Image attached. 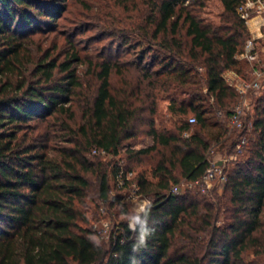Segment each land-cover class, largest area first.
<instances>
[{"label":"trees","instance_id":"obj_1","mask_svg":"<svg viewBox=\"0 0 264 264\" xmlns=\"http://www.w3.org/2000/svg\"><path fill=\"white\" fill-rule=\"evenodd\" d=\"M44 1L0 0V264H253L248 253L264 256V95L255 140L227 175V203L216 190L210 195L216 203L198 191L169 196L183 179L204 175L214 143H228L216 112L230 118L238 97L223 76L242 74L236 57L249 38L237 13L243 0H222L219 26L203 23L181 0H159L138 26L134 60L99 57L82 76L78 51L62 63L48 52L34 57L36 13L53 22L62 11ZM162 95L180 119L173 131L155 127ZM188 115L195 125L183 121ZM144 135L154 145L129 151L128 161L156 157L152 174L124 164L153 207L134 229L120 225L128 242L120 243L118 231L117 243L107 247L86 228V211L89 202L121 201L112 197L117 164L109 170L105 159L90 155L100 150L116 158ZM224 208L230 222L222 228ZM142 228L150 230L144 245Z\"/></svg>","mask_w":264,"mask_h":264},{"label":"rangeland","instance_id":"obj_2","mask_svg":"<svg viewBox=\"0 0 264 264\" xmlns=\"http://www.w3.org/2000/svg\"><path fill=\"white\" fill-rule=\"evenodd\" d=\"M44 1V0H43ZM159 0H46V4L57 6L62 9L60 12V18L55 19V21L50 22L43 17L35 15L34 25L38 28L36 35L34 37L35 44L32 46L34 50V57H41L48 52L50 54V60H57L58 63H62L69 56L78 51L81 58V63L76 64L77 69L82 76L86 73L88 69V63L93 61L94 63L99 62V57L102 58H113L115 60L132 61L134 60V55L138 53L140 49L131 47L135 46L137 43L138 26L141 24H147L150 18H152V13L154 5ZM45 2V1H44ZM183 6L189 10H194L196 16L205 24H211L219 26L222 24V17L224 15V6L222 0H181ZM246 24V22H245ZM249 32V38L245 43V48L242 54L246 52V48L249 42H252L254 49L253 55L256 56L257 61L253 60H239V69L242 71L240 77L245 81H252V70L254 67L264 69V37L259 41L253 42V38L258 37L260 34L257 23L254 29L246 24ZM17 28L23 29V24L17 25ZM34 27L31 29L33 30ZM27 30H30L26 27ZM262 33L264 29L261 30ZM41 33V34H39ZM259 34V35H258ZM125 41H129L128 45H124ZM135 48V49H134ZM37 51H41L40 53ZM239 54V55H242ZM241 57V56H240ZM67 59V60H68ZM75 65V67H76ZM33 69V68H32ZM201 73H204L201 68L198 69ZM133 76V73L130 74ZM58 75L57 78H60ZM88 79H86L87 82ZM117 78L114 76L113 81L119 86L120 82L117 83ZM264 95V81L262 83V90L259 93L251 92L249 94V104L251 107V113H249L244 118V123L246 130L244 132H231L228 128V119L226 115L227 111L217 110L216 120L220 122L219 124L223 127V132L227 131L228 143L222 144L223 147L220 150L221 154H228L229 156L234 155V149L232 144L236 143L239 137H246L249 144L254 142L255 133L252 129V125L256 120V108L257 101ZM239 102L238 97L232 103L230 113L234 111L236 105ZM211 104L213 102L211 101ZM170 99L167 96L162 95L158 99V112L154 117L155 127L157 130H169L173 131L176 122L179 117H176L169 111ZM194 117L193 115H188L183 118L185 123H189V119ZM38 122L31 121L30 125L34 126ZM195 129V126H192ZM248 129L250 131H248ZM142 130H148L146 126L142 127ZM190 133H185L184 138L189 137ZM216 144V143H214ZM154 145L153 138L148 135L139 137L135 141H130L124 144V146L119 151V156L112 159H106L105 163L110 164V169L118 163H126L136 172H147L148 175L152 174V167L155 163L154 159L156 157H144L142 161L138 162L134 160L131 164L128 161L127 153L129 151H140L150 148ZM90 157L98 158L93 156ZM247 157V155H246ZM245 157H239L233 159L232 163L227 168V175L232 173L236 163L243 160ZM151 159V160H150ZM113 179L111 178V181ZM112 190L114 192V182H111ZM216 193L223 204L227 203L228 193L222 191L221 193ZM207 196L208 200L216 203L217 201L210 196ZM213 195V193H212ZM215 200V201H214ZM121 202V203H120ZM115 202L113 205L111 203H106L105 207L108 209L107 213L103 214L100 211L101 204L95 201V204L89 202V208L86 211V216L88 218V223L86 228H88L95 238L99 242L107 247L111 244L110 233L115 230L117 226L123 223L131 224L137 215L136 207L133 204H123L122 201ZM224 208L221 212L220 219L218 222L219 227H225L229 224L227 219L229 215L225 212ZM103 223L109 226V233H101ZM247 263L253 264H264V256L255 257L252 253H248L245 257Z\"/></svg>","mask_w":264,"mask_h":264},{"label":"built area","instance_id":"obj_3","mask_svg":"<svg viewBox=\"0 0 264 264\" xmlns=\"http://www.w3.org/2000/svg\"><path fill=\"white\" fill-rule=\"evenodd\" d=\"M238 15L246 24L250 27V23L253 20H257L259 28V36L253 38V42L259 41L264 37V0H243L242 5L237 10ZM254 49L252 42H249L246 48V52L242 55H238L236 60H256V56L253 55ZM241 56V57H240ZM252 81H245L240 75L235 72H226L223 76L224 80L229 83L230 86L235 88L239 94V102L236 108L232 112L228 119V128L231 132H244L246 130L244 118L251 113V107L249 104V94L251 92L259 93L262 90V83L264 81V69H258L256 67L252 70ZM213 102V101H212ZM190 125L197 123L194 117L189 119ZM248 131H250L248 129ZM249 141L246 137H242L238 140L234 147V155L221 154L222 143L214 144L207 152L205 162L208 164V168L204 175L198 180L183 179L178 184L172 186L169 191V196L182 197L188 191H198L203 195H208L212 191L216 190L221 193L227 184V168L232 163L233 159L239 158L245 153V149L248 147ZM93 156H100L103 159H112L113 156L107 154L104 151L94 150ZM113 175L114 192L112 197H120L123 204H133L136 207L137 215L134 218L133 223L128 225L134 229L137 223H142L145 218V214L148 208L153 207V201L140 193V185L136 181V174L127 171L126 165L118 163L115 166ZM108 209L105 207V203H101L100 211L105 214ZM121 226H117L115 230L111 231L110 238L111 243L115 245L117 243L116 234L118 231L123 233V237L120 240L121 244H125L129 241L124 230L120 229ZM109 226L103 223L101 233H109Z\"/></svg>","mask_w":264,"mask_h":264},{"label":"clouds","instance_id":"obj_4","mask_svg":"<svg viewBox=\"0 0 264 264\" xmlns=\"http://www.w3.org/2000/svg\"><path fill=\"white\" fill-rule=\"evenodd\" d=\"M150 235V230L146 228L141 229V234H140V244L144 245L146 243L147 237ZM134 251L136 250V247L134 246Z\"/></svg>","mask_w":264,"mask_h":264},{"label":"bare ground","instance_id":"obj_5","mask_svg":"<svg viewBox=\"0 0 264 264\" xmlns=\"http://www.w3.org/2000/svg\"><path fill=\"white\" fill-rule=\"evenodd\" d=\"M256 22H257V20H253V21L250 23L251 28L254 29ZM257 24H258V23H257Z\"/></svg>","mask_w":264,"mask_h":264}]
</instances>
